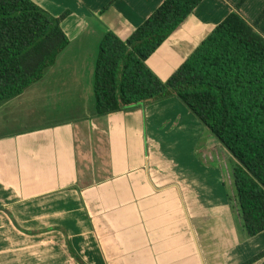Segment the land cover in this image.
I'll return each instance as SVG.
<instances>
[{
  "label": "crops",
  "instance_id": "crops-1",
  "mask_svg": "<svg viewBox=\"0 0 264 264\" xmlns=\"http://www.w3.org/2000/svg\"><path fill=\"white\" fill-rule=\"evenodd\" d=\"M33 1L57 18L69 13L62 28L72 45L90 31L96 41L107 32L126 41L165 2ZM242 1L205 0L148 60L149 68L167 81L232 12L257 23L264 0H245L238 10ZM257 30L264 36V17ZM89 76L91 84L93 71ZM25 92L0 106V121L22 106ZM150 108L104 117L94 110L0 134V264H221L212 250L206 257L212 243L204 234L201 201L210 207V195L199 200L198 193H186L185 184L200 181L214 191L205 186L204 175L183 183L168 178L173 164L150 122L162 110L147 116ZM204 136L206 144L210 136ZM219 204L212 210L221 211ZM222 208L234 237L225 264H242L264 252V233L253 237L262 246L251 250L249 242L238 240L232 209ZM253 264H264V256Z\"/></svg>",
  "mask_w": 264,
  "mask_h": 264
},
{
  "label": "trees",
  "instance_id": "trees-1",
  "mask_svg": "<svg viewBox=\"0 0 264 264\" xmlns=\"http://www.w3.org/2000/svg\"><path fill=\"white\" fill-rule=\"evenodd\" d=\"M204 1L165 0L128 40L104 35L94 70L95 115L177 97L238 161L234 210L256 237L264 233V36L257 30L264 12L253 25L232 12L167 81L147 64ZM68 15L57 18L33 0H0V106L42 81L69 47L62 28Z\"/></svg>",
  "mask_w": 264,
  "mask_h": 264
},
{
  "label": "rangeland",
  "instance_id": "rangeland-1",
  "mask_svg": "<svg viewBox=\"0 0 264 264\" xmlns=\"http://www.w3.org/2000/svg\"><path fill=\"white\" fill-rule=\"evenodd\" d=\"M95 33L90 31L78 42L73 45L70 43L72 46L69 45L67 51H64L55 70L48 69L44 79L25 92L27 94L22 100V106L13 112V116L8 117L7 114L6 119L0 121V134L88 116L95 110L94 81L91 84L88 81L89 74L92 71L94 73L96 54L101 43L96 41ZM78 79H81L80 83ZM155 104L160 103L147 104L143 109ZM158 109L162 111L151 117L150 122L155 134H158L155 137L157 144L168 154L169 165L173 164L168 167V178L183 183L192 176L204 175L205 180L211 183L210 185L206 181L205 186L214 191L212 194L210 190H206L200 181L195 186L194 183L185 184L186 193H198L199 200L201 195L202 198L210 195L208 204L211 208L208 207L207 200L201 201L205 207V218H202L205 222L204 234L207 242L212 243L211 247L207 246L206 257L208 251L212 250L213 256L219 254L221 264H225L226 253L230 250L228 247L234 239L233 235L228 233L227 227L230 223L222 207L232 209L233 217L237 220L239 241L249 242L251 250L257 248V245L262 246L261 239L255 241L253 237L248 236L234 210L237 194L234 169L239 165L238 161L177 97L172 98L169 103L151 107L146 111L147 116H150L149 112L153 114ZM204 133L210 136L209 141H205L206 144L202 141L206 138ZM219 201L221 211L212 210L219 208Z\"/></svg>",
  "mask_w": 264,
  "mask_h": 264
}]
</instances>
